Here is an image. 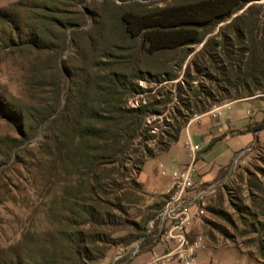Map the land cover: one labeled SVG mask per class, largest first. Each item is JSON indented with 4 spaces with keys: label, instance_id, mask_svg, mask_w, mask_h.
<instances>
[{
    "label": "trees",
    "instance_id": "obj_1",
    "mask_svg": "<svg viewBox=\"0 0 264 264\" xmlns=\"http://www.w3.org/2000/svg\"><path fill=\"white\" fill-rule=\"evenodd\" d=\"M154 1L29 0L0 9L2 46L46 55L31 63L29 89L36 96L45 93L44 99L24 103L0 94V113L19 134L1 144L12 150L43 130L40 151L52 167L62 163L67 176L61 197L50 207L57 227L25 235L0 264H96L115 246L130 252L139 244L138 255L153 250L162 242L159 215L167 196L157 197L139 221L116 216L147 196L139 180L145 163L169 151L194 114L227 100L264 102V0H174L164 7ZM88 20L91 25L81 29ZM68 42L77 47L76 60L63 69L59 59ZM190 56L186 84L193 69L215 89L193 87L192 101L175 107L174 123L159 137L149 119L161 116L173 98L160 101L151 93L154 86L178 80ZM178 86L182 97L183 85ZM145 93L147 102L128 105ZM263 130L264 118L253 132ZM251 145L220 173L239 167ZM218 188L217 183L206 201ZM132 259L127 255L121 264Z\"/></svg>",
    "mask_w": 264,
    "mask_h": 264
},
{
    "label": "rangeland",
    "instance_id": "obj_2",
    "mask_svg": "<svg viewBox=\"0 0 264 264\" xmlns=\"http://www.w3.org/2000/svg\"><path fill=\"white\" fill-rule=\"evenodd\" d=\"M23 1L29 5V0H0V9L11 4ZM174 0H155L157 6L164 7ZM25 10L22 11L23 18ZM25 17V16H24ZM26 20V18H25ZM91 25L88 20L87 25ZM220 26L214 30L219 32ZM72 30V29H71ZM69 43V42H68ZM202 45L196 46L199 51ZM77 47L69 43V48L59 59L63 69L76 60ZM46 58L36 52L14 51L3 47L0 43V94L5 99L17 98L24 103H36L46 97L45 93L36 96L29 89L33 82L31 63ZM191 59L186 61L180 77L176 81L168 82L161 88L154 86L153 92L157 99L164 100L171 96L173 100L167 103L161 116L149 119L153 133L159 137L169 131L176 115L175 107L185 105V101H192L193 87L206 85L215 89V85L196 76L191 69L189 84H186L185 69ZM178 82L184 88V94L179 97ZM32 83V84H31ZM146 89L149 85L141 82ZM38 90V89H37ZM40 92V91H39ZM147 94H140L129 99L128 105H138L148 101ZM228 102L224 101L221 104ZM264 106V102H262ZM218 105V104H217ZM45 132L40 130L37 136L18 147L8 149L3 140L8 137L16 138L19 134L8 122L3 112L0 113V257H8V249L21 244L25 235H42L53 231L57 221L50 207L55 199L61 197L67 176L62 163L52 167L51 158L40 151L44 142ZM246 152L242 163L230 172L220 173L216 178L219 184L217 194L206 201L203 206L201 220L196 223L192 235L202 234L207 249L202 258V264H264V130L258 141L251 145ZM188 155L189 152L187 151ZM168 172L170 167L162 168L156 159H149L140 173L139 180L147 196L142 197L139 205L125 208L117 217H130L140 220L139 215L146 212L157 197L161 196L154 191L164 188L167 176L161 172ZM144 199V201H143ZM120 235H124L122 232ZM121 246H115L107 258L101 263L107 264L112 256L121 251ZM6 251V253H4ZM200 258V256H199ZM200 261V259H199Z\"/></svg>",
    "mask_w": 264,
    "mask_h": 264
},
{
    "label": "crops",
    "instance_id": "obj_3",
    "mask_svg": "<svg viewBox=\"0 0 264 264\" xmlns=\"http://www.w3.org/2000/svg\"><path fill=\"white\" fill-rule=\"evenodd\" d=\"M228 102L230 106L224 108L220 118L214 119L207 115V112L199 114L200 119L188 123L182 130L178 142L169 151L155 158L162 168L168 166L170 170H168L167 175L161 174L168 177L164 184L161 183L164 188L159 192H154L165 193L171 183L169 173L176 168L186 166L190 162L184 147L188 137L195 144L201 146V150L198 152L197 168L201 178L207 182H212L218 178L220 171L232 162L238 152L246 149L257 140L258 135L262 132H253V128L264 118L262 102L255 98ZM216 139H220V141L216 142L210 150H207V147ZM167 250V245L160 242L153 250L143 252L133 258L129 264L151 263L156 255H161ZM203 252L199 255V264H202L201 259L206 256Z\"/></svg>",
    "mask_w": 264,
    "mask_h": 264
},
{
    "label": "built area",
    "instance_id": "obj_4",
    "mask_svg": "<svg viewBox=\"0 0 264 264\" xmlns=\"http://www.w3.org/2000/svg\"><path fill=\"white\" fill-rule=\"evenodd\" d=\"M230 106L229 102L214 105L206 114L217 119L223 115L224 108ZM200 119L199 114H194L189 119V124ZM189 152L190 162L182 167L172 170L169 175L171 183L165 193L167 203L159 215V234L161 240L167 245L168 250L161 255H156L148 264H199V255L207 249L202 234L192 235L197 222L201 220L203 210L201 206L206 199L214 195L217 183L207 182L201 178L197 168L198 152L201 146L195 144L188 137L184 143ZM245 151H242L235 160V165ZM162 175L168 172L162 170ZM154 230L150 224L148 232ZM139 253V244L130 252L119 251L107 264H121L127 255L135 258Z\"/></svg>",
    "mask_w": 264,
    "mask_h": 264
}]
</instances>
